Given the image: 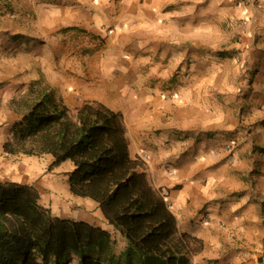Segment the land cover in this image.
<instances>
[{
    "label": "crops",
    "instance_id": "0c3cea01",
    "mask_svg": "<svg viewBox=\"0 0 264 264\" xmlns=\"http://www.w3.org/2000/svg\"><path fill=\"white\" fill-rule=\"evenodd\" d=\"M245 1L0 0V170L33 85L102 103L201 242L191 264H264V0Z\"/></svg>",
    "mask_w": 264,
    "mask_h": 264
},
{
    "label": "trees",
    "instance_id": "16d2710c",
    "mask_svg": "<svg viewBox=\"0 0 264 264\" xmlns=\"http://www.w3.org/2000/svg\"><path fill=\"white\" fill-rule=\"evenodd\" d=\"M24 112L4 149L11 154L50 155L53 166L74 164L70 190L98 203L116 240L88 221L54 216L32 185L0 180V264H191L202 245L180 232L161 189L133 158L120 112L84 103L71 115L48 85H33L17 101Z\"/></svg>",
    "mask_w": 264,
    "mask_h": 264
},
{
    "label": "rangeland",
    "instance_id": "374dc122",
    "mask_svg": "<svg viewBox=\"0 0 264 264\" xmlns=\"http://www.w3.org/2000/svg\"><path fill=\"white\" fill-rule=\"evenodd\" d=\"M84 103L85 101L79 107ZM79 107L69 108L71 115ZM13 158L17 165L9 171L0 170V180L32 185L40 193V203L50 208L54 216L76 220L88 219L91 224L103 227L113 235L116 240V253H120L126 247L124 237L107 223L98 203L71 192L69 178L74 169L73 162L66 161L53 166V157L50 155L24 153Z\"/></svg>",
    "mask_w": 264,
    "mask_h": 264
},
{
    "label": "built area",
    "instance_id": "2783aa9c",
    "mask_svg": "<svg viewBox=\"0 0 264 264\" xmlns=\"http://www.w3.org/2000/svg\"><path fill=\"white\" fill-rule=\"evenodd\" d=\"M242 3H246V1L245 0H242ZM264 15V14H263ZM106 33L108 34V35H110L111 33H112V30L111 29H108L107 31H106ZM236 60L238 61V62H241V63H243L244 64V61H243V59H242V57L240 56V55H236ZM225 148H226V150H228V151H233V149H234V146H233V144H226L225 145ZM169 170V173H170V175H174V171L173 170H170V168L168 169ZM163 194H164V196L165 195H167V192H163Z\"/></svg>",
    "mask_w": 264,
    "mask_h": 264
}]
</instances>
